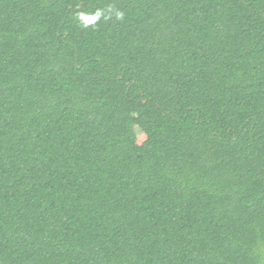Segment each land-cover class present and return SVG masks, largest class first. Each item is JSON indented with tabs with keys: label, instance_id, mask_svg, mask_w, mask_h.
<instances>
[{
	"label": "trees",
	"instance_id": "1",
	"mask_svg": "<svg viewBox=\"0 0 264 264\" xmlns=\"http://www.w3.org/2000/svg\"><path fill=\"white\" fill-rule=\"evenodd\" d=\"M0 264H264V0H0Z\"/></svg>",
	"mask_w": 264,
	"mask_h": 264
},
{
	"label": "clouds",
	"instance_id": "2",
	"mask_svg": "<svg viewBox=\"0 0 264 264\" xmlns=\"http://www.w3.org/2000/svg\"><path fill=\"white\" fill-rule=\"evenodd\" d=\"M73 16L82 27L88 28L89 26H95L102 19L109 21L114 17L116 21H123L125 13L115 3H107L91 11H84L79 5H76Z\"/></svg>",
	"mask_w": 264,
	"mask_h": 264
},
{
	"label": "rangeland",
	"instance_id": "3",
	"mask_svg": "<svg viewBox=\"0 0 264 264\" xmlns=\"http://www.w3.org/2000/svg\"><path fill=\"white\" fill-rule=\"evenodd\" d=\"M140 132L138 131L137 134H139Z\"/></svg>",
	"mask_w": 264,
	"mask_h": 264
}]
</instances>
